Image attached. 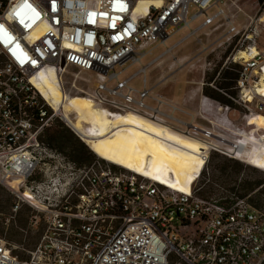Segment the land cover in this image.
I'll return each mask as SVG.
<instances>
[{"label":"built area","instance_id":"1","mask_svg":"<svg viewBox=\"0 0 264 264\" xmlns=\"http://www.w3.org/2000/svg\"><path fill=\"white\" fill-rule=\"evenodd\" d=\"M228 2L0 0V194L6 190L13 197L3 224L9 226L29 207V229H42L32 249L0 235V264H264V213L235 195L205 199L196 186L214 153L264 165L255 158L264 153V128L249 126L250 120L264 119L258 27L222 67L237 74V98L220 91L243 109L240 122H230L228 130L203 114L212 102L204 94L199 117L207 124L176 117L163 97L132 84L162 57L142 64L148 48L164 43L171 32L189 28L164 53L189 38L204 44L200 35L210 43L205 49L227 50L242 32ZM137 63L135 73L120 78L127 64ZM70 67L94 77L95 88L87 95L109 115L134 112L203 143L198 156L204 164L188 191L98 160L79 163L42 142L57 110L36 88L39 73L52 70L62 83ZM218 110L223 118L235 109L219 104ZM226 200L230 203L222 204Z\"/></svg>","mask_w":264,"mask_h":264},{"label":"rangeland","instance_id":"2","mask_svg":"<svg viewBox=\"0 0 264 264\" xmlns=\"http://www.w3.org/2000/svg\"><path fill=\"white\" fill-rule=\"evenodd\" d=\"M195 11L196 8L192 6L190 8V13H194ZM228 13L232 15L238 29L242 30L241 34L236 39L237 41L235 40L228 46L229 49L217 48L213 50V47L205 49L210 43L207 42L205 36L200 35L199 37L203 39L204 44H201L195 38H189L171 52L164 53L166 46H170L183 38L188 33L189 28L186 27L178 32H171L170 38L164 43H159L148 48L149 53L142 58V64L149 63L158 55H162V57L150 65L146 76H138L132 84L136 88L146 86L151 90V95L153 97H163L168 104L174 107V115L176 117L188 121L194 117L197 121L207 124L206 120L199 117V113H201L200 98L204 94V88L208 86L209 83H213L216 86V83L221 80L219 72L226 69L222 68L226 58L237 44V46H240L243 43H248L245 36L251 33L250 29H253L255 25L260 30L257 41L260 46H264V24L259 21L264 14V1L260 3L259 0H230V2H228ZM200 22L201 18H198L191 23V26L194 27ZM247 27L249 30L246 29ZM215 39L214 34L212 41ZM140 67V63L127 64L120 78L122 79L132 75ZM118 70L121 71L120 68H118ZM217 70H219V72L215 75ZM212 77H214V79L210 81ZM62 83V90L66 95H86L88 97L87 93H91L95 88L96 80L89 73L70 67L63 75ZM73 83L76 84L75 88L72 87ZM209 88L215 89L211 86ZM210 103H208L206 110L202 108V112L207 118L214 120L215 124L217 123L223 130H228L230 122H240L243 109L240 111H230L227 116L224 115L223 118H218L222 113H219V104L214 101ZM49 109L51 112L53 111L51 108ZM166 111L170 112L169 109H166ZM61 115L62 113L57 111V116H55L51 124L45 128L42 138L45 140L51 133L69 131L74 137L85 144V142L77 137L73 130L65 123L63 120L64 117L62 118ZM85 145L91 150L87 144ZM96 160L112 165L114 168L128 171L119 166H115L97 155L95 161ZM231 160V158L219 153L212 154L208 163L207 173L202 175L201 179L196 183V186L200 188L199 194L203 198L209 200L211 198L219 199L221 197H230L234 195L238 197L242 192L238 191V188L231 191L230 189L233 186L238 187V184L244 181H259L264 179V170L257 168V166L253 167L247 165L239 160L236 161L245 166L240 176L236 174L224 176L220 168L228 164ZM252 169H256L257 172ZM228 173H231L229 169ZM249 197L254 201V204L251 205L259 212L264 213V195L252 192ZM12 204L13 197L11 194L6 190L2 191L0 194V235L5 236V238L12 243L24 244L26 248L32 249L38 241L42 229L40 228L39 232H33L29 229L28 222L31 215V209L29 207H23L22 211L18 213L9 226H5L3 220L6 216L11 214ZM18 254L23 256L19 250Z\"/></svg>","mask_w":264,"mask_h":264},{"label":"bare ground","instance_id":"3","mask_svg":"<svg viewBox=\"0 0 264 264\" xmlns=\"http://www.w3.org/2000/svg\"><path fill=\"white\" fill-rule=\"evenodd\" d=\"M36 88L100 158L182 191L196 181L204 164L198 156L204 146L198 139L134 112L109 115L86 95L68 96L52 70L39 73ZM249 126L264 128V119L250 120ZM255 158L264 161V153ZM250 163L264 170L262 161Z\"/></svg>","mask_w":264,"mask_h":264},{"label":"trees","instance_id":"4","mask_svg":"<svg viewBox=\"0 0 264 264\" xmlns=\"http://www.w3.org/2000/svg\"><path fill=\"white\" fill-rule=\"evenodd\" d=\"M264 0H259L262 3ZM233 68H237L233 66ZM219 72L217 70L215 75ZM221 80L216 83V89L209 88L210 86H206L204 88V95L209 97L212 101L218 104H224L228 106L230 109L242 110L241 106L228 99L220 90L227 92L231 97L237 98V91L234 89L235 80L237 74L234 70L231 69H223L220 72ZM214 77L210 79L212 81ZM42 142L57 149L58 151H62L67 154L73 160L79 163H89L96 159V155L81 141H79L72 133L67 132H56L51 133L45 140L41 138ZM212 157V156H211ZM116 166V165H115ZM244 165L239 163L236 160L229 161L228 164L221 166L220 171L225 176H232L233 174L240 176L244 169ZM119 169V168H118ZM228 169L231 173H228ZM257 172L256 169H252ZM238 188V191L242 192L238 197L240 199H246L249 204H254V201L250 199V194L252 192H257L259 195H264V179L259 181H244L238 184V187L233 186L230 190L234 191ZM201 196V195H200ZM202 197V196H201ZM223 198V197H221ZM230 203L229 200L222 201V204L228 205ZM22 256V255H21Z\"/></svg>","mask_w":264,"mask_h":264}]
</instances>
